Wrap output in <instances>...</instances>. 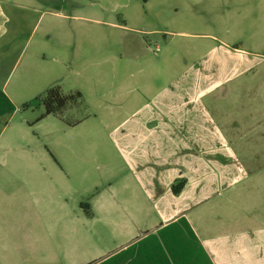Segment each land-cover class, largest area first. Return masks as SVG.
<instances>
[{
    "label": "rangeland",
    "instance_id": "374dc122",
    "mask_svg": "<svg viewBox=\"0 0 264 264\" xmlns=\"http://www.w3.org/2000/svg\"><path fill=\"white\" fill-rule=\"evenodd\" d=\"M2 7L11 39L9 62L0 57V264H166L146 251L158 248L148 241L164 230L134 239L138 215L119 172L108 179L124 193L112 198L116 208L79 207L95 189H109L107 176L92 183L105 140L98 123L89 134L88 99L127 76L110 68L134 56L166 45L191 57L227 45L259 62L237 79L249 78L250 99L264 101V0H7ZM54 87L80 97L45 116L42 99ZM73 147L92 165L88 177L66 163Z\"/></svg>",
    "mask_w": 264,
    "mask_h": 264
},
{
    "label": "crops",
    "instance_id": "0c3cea01",
    "mask_svg": "<svg viewBox=\"0 0 264 264\" xmlns=\"http://www.w3.org/2000/svg\"><path fill=\"white\" fill-rule=\"evenodd\" d=\"M5 1L0 0V57L8 63ZM152 31L159 30L147 32ZM257 63L251 54L227 45L191 57L164 45L110 68L129 73L97 89L87 106L89 134L98 123L101 128L94 130L105 140L101 159L95 157V171L101 174L92 183L96 188L107 176L109 189L107 195L95 189L92 200L79 207L93 213L116 208L112 198L124 193L115 191V178L108 179L119 172L122 178L116 182L125 180L121 188L131 192L127 197L133 198V215H138L134 239L145 241L164 230L161 237L148 239L158 247L146 249L158 256L156 262L264 264V101L250 99L249 78L237 79ZM71 150L66 163L70 169L81 167L88 177L92 165L77 160L84 151Z\"/></svg>",
    "mask_w": 264,
    "mask_h": 264
},
{
    "label": "trees",
    "instance_id": "16d2710c",
    "mask_svg": "<svg viewBox=\"0 0 264 264\" xmlns=\"http://www.w3.org/2000/svg\"><path fill=\"white\" fill-rule=\"evenodd\" d=\"M74 97H80V93L76 91L73 94H63L58 87L50 88L46 91L44 98L42 99L45 107L44 115L53 113L63 108L69 100ZM181 183H178L173 187V191L177 193L181 187Z\"/></svg>",
    "mask_w": 264,
    "mask_h": 264
}]
</instances>
